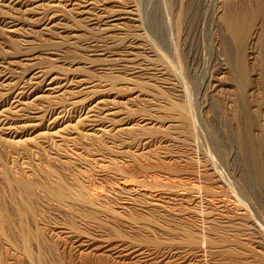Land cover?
I'll use <instances>...</instances> for the list:
<instances>
[{
	"label": "rangeland",
	"instance_id": "obj_1",
	"mask_svg": "<svg viewBox=\"0 0 264 264\" xmlns=\"http://www.w3.org/2000/svg\"><path fill=\"white\" fill-rule=\"evenodd\" d=\"M87 1L0 0V264H264L263 17L242 79L219 21L257 0Z\"/></svg>",
	"mask_w": 264,
	"mask_h": 264
},
{
	"label": "bare ground",
	"instance_id": "obj_2",
	"mask_svg": "<svg viewBox=\"0 0 264 264\" xmlns=\"http://www.w3.org/2000/svg\"><path fill=\"white\" fill-rule=\"evenodd\" d=\"M86 4L84 3V7L86 6H89V4H91V1H87L86 0ZM94 2V1H93ZM219 3V2H218ZM221 3V2H220ZM80 4V3H79ZM82 4V3H81ZM250 4V3H248ZM203 5V4H202ZM247 5V4H246ZM82 6V7H83ZM194 6V5H192ZM221 4L219 5V8H218V12L220 13V10H223L222 8H220ZM248 6V5H247ZM253 6V5H252ZM160 7V6H159ZM158 7V4L156 3L155 4V7H153V13H151V17H150V21H149V24L151 26V29L153 30L154 34L158 37V41H160L159 43L164 46V47H171L173 48V40H172V34H171V28L172 26H170L171 24V20H170V15L169 14H166L164 11L165 8L162 9ZM97 8V7H96ZM201 8V7H199ZM227 8V7H226ZM121 9V8H119ZM192 9V8H191ZM225 9V8H224ZM124 10V9H123ZM217 10V9H216ZM125 13H128V14H134L132 10H125L123 11ZM122 12V13H123ZM188 12H190L188 9L187 10H184V12H182V14H179L174 22L176 24V26L178 25V28L179 26L181 27V29H183V27L185 26V28H187V26L190 24L192 18L190 16L187 17V14ZM222 12V11H221ZM259 13H262V17H263V20L262 21V25L261 23H259L262 27L260 28L261 29V34L259 32V34L262 38V45L263 46V51L262 53V58L261 59V69H262V87H263V92H264V0H257L256 1V5H254V7H251V8H243L242 7V10L240 11H236L234 8H227V10H225V12L221 15V19L219 20L220 21V24L222 25V31H223V34H225L226 36H224V50H225V53H226V57L228 58V60L230 61L229 63H231L233 65V68H234V71L236 73V75L239 77V78H243V75H244V66H243V61H242V54L244 53L243 49H244V45L245 43L247 42L246 40L248 39L249 37V31H250V20L257 14ZM112 14V12H111ZM193 14V13H192ZM114 15V14H113ZM113 15H102L103 17L100 18L99 16V20H98V24H105L106 27H109L112 26V22L110 23V21L112 20L111 18L113 17ZM190 15V14H189ZM96 16V15H95ZM261 16V15H260ZM259 16V17H260ZM97 17V16H96ZM258 17V16H257ZM87 18V17H86ZM92 18V17H90ZM95 18V17H94ZM92 18V19H94ZM134 18V17H133ZM97 19V18H96ZM114 19V18H113ZM142 19V17H141ZM90 20V19H89ZM205 20V19H204ZM214 20V19H213ZM92 21V20H91ZM260 21V22H261ZM214 22V21H213ZM250 23V24H249ZM97 24V25H98ZM115 25V24H113ZM118 25V24H117ZM192 25V24H191ZM253 25V23L251 24ZM100 26V25H99ZM175 26V25H174ZM254 26V25H253ZM190 27V26H189ZM113 28V26H112ZM111 28V29H112ZM148 28V27H147ZM101 29H105L104 27H101ZM177 29V28H176ZM251 29H252V26H251ZM259 29V28H257ZM104 31V30H103ZM259 31V30H258ZM189 32V31H188ZM251 32V31H250ZM220 33V32H219ZM147 34V33H146ZM180 34V33H179ZM212 36V35H211ZM255 36V35H254ZM253 36V37H254ZM156 37V38H157ZM228 37V38H227ZM257 37V36H255ZM254 39V38H253ZM257 40H258V37H257ZM175 41V40H174ZM250 41V40H249ZM252 41V40H251ZM134 43V42H133ZM192 43V42H191ZM233 44V46H232ZM172 45V46H171ZM258 45V44H257ZM131 51V50H130ZM117 53V52H116ZM123 53V51H122ZM261 56V55H260ZM127 59V58H126ZM187 66V65H186ZM118 67V66H117ZM125 67V66H124ZM141 68V67H140ZM152 69V68H151ZM153 70V69H152ZM157 72V71H156ZM187 73V72H186ZM165 76V75H164ZM188 78V77H187ZM202 78V77H201ZM200 78V80H202ZM206 78V77H205ZM182 79V78H181ZM192 80V78H191ZM199 80V82H200ZM240 80V79H239ZM238 80V81H239ZM187 82V81H186ZM205 81H203L204 83ZM185 83V82H184ZM191 83V82H190ZM203 83H198V84H195L194 88H197V89H201L202 86H203ZM183 85V84H182ZM181 85V86H182ZM186 85V84H185ZM183 86V90H185V87L186 86ZM202 85V86H201ZM53 87V86H52ZM187 90L188 87H186ZM182 90V89H181ZM186 90V91H187ZM184 91V92H186ZM205 91V90H204ZM183 92V91H182ZM189 92V91H188ZM185 94V93H184ZM245 94V93H244ZM244 94L241 95V99H240V105H239V110L237 112V115H236V121L238 122V125L237 126H240L243 133L241 134V136H237L236 137V141L237 143H239V145H243L245 144L246 142H251L250 140V135L248 134V130L251 128V127H254L255 124H254V119L251 115V112H249V104L247 103L246 101V98L244 96ZM195 95V94H194ZM186 97H187V92H186ZM198 97V96H197ZM188 98V97H187ZM100 101V100H99ZM192 103V102H191ZM195 103V102H194ZM238 106V105H237ZM189 110V109H188ZM3 111V110H2ZM183 111H186V109H184ZM187 116V111L185 113ZM190 114V112H189ZM190 116V115H189ZM198 118V117H197ZM92 119V118H91ZM200 122V121H199ZM197 125V124H196ZM202 127V126H201ZM101 129V128H100ZM103 130V129H102ZM109 131V130H107ZM101 132V130H100ZM209 133H214L213 131H208ZM204 134V133H203ZM211 135V140H210V148L214 149L215 150V153H216V156H218V159L223 161L224 157L222 156V154L219 152V147L221 146L220 144V141H219V137L216 138V136H214L213 134H210ZM208 136V135H207ZM227 136V135H226ZM222 141V140H221ZM261 145H257L259 147V149L257 151L253 150L251 152V155H252V158H253V162L254 164H256V162H258V159H259V162H263L264 160V143L261 141ZM255 144V143H253ZM146 150V149H145ZM214 156V155H213ZM212 156V157H213ZM214 160V159H213ZM217 160V159H215ZM218 161V160H217ZM137 181V180H136ZM140 182V181H139ZM124 200V199H123ZM130 202V201H129ZM129 204V203H128ZM81 243V242H80Z\"/></svg>",
	"mask_w": 264,
	"mask_h": 264
}]
</instances>
